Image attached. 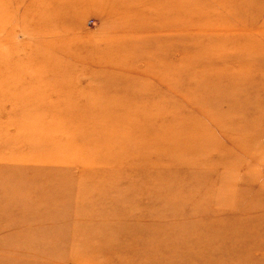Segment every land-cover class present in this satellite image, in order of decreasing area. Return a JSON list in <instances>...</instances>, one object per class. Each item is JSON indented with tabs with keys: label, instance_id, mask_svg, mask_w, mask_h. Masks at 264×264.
I'll list each match as a JSON object with an SVG mask.
<instances>
[{
	"label": "rangeland",
	"instance_id": "374dc122",
	"mask_svg": "<svg viewBox=\"0 0 264 264\" xmlns=\"http://www.w3.org/2000/svg\"><path fill=\"white\" fill-rule=\"evenodd\" d=\"M0 264H264V0H0Z\"/></svg>",
	"mask_w": 264,
	"mask_h": 264
}]
</instances>
